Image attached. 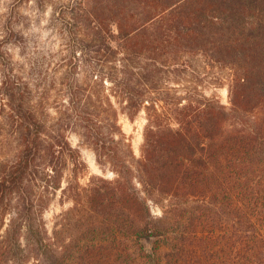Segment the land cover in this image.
<instances>
[{"label": "trees", "instance_id": "trees-1", "mask_svg": "<svg viewBox=\"0 0 264 264\" xmlns=\"http://www.w3.org/2000/svg\"><path fill=\"white\" fill-rule=\"evenodd\" d=\"M72 12L88 38L74 52L94 59L90 89L76 84L47 124L46 90L0 81L11 145L0 155V264H264V0H78ZM184 59L223 71L226 104L163 89L161 73ZM140 112L135 158L119 121ZM72 132L115 171L92 176L67 211L90 233L75 252L70 228L47 236L42 218L65 170L84 165Z\"/></svg>", "mask_w": 264, "mask_h": 264}, {"label": "rangeland", "instance_id": "rangeland-1", "mask_svg": "<svg viewBox=\"0 0 264 264\" xmlns=\"http://www.w3.org/2000/svg\"><path fill=\"white\" fill-rule=\"evenodd\" d=\"M77 1L0 0V81L3 77L12 79L14 76L23 83L27 82L28 88L34 90L38 86L39 90H46L43 108L49 119L47 124L54 116L55 107L67 104V96L76 89V84L81 89H90L86 79L94 59L88 53L82 55L78 50L74 52L77 43H86L88 40L84 27L73 19L72 11L77 6ZM186 60L176 65L175 70L171 68L161 73L163 89L177 96H183L187 91L204 97L213 96L226 104V87L220 85L219 79L223 71L212 67L203 68L200 59H191L189 62ZM119 123L127 139L125 142L131 144L133 154L138 158L145 124L144 112H140L132 121L121 117ZM68 140L73 148L78 149L84 165H78L76 177L71 174L69 167L65 170L61 187L50 197L42 218L47 236L51 234L55 223L58 227L70 228L73 244L67 250L75 252L81 248L83 239L89 238L87 234L90 233L83 235L80 231L86 217L77 211H67L73 206V201L79 202L82 199L83 189L92 176L111 181L115 178V171L108 164L100 165L93 150L76 133H70ZM10 152L11 145L7 143L3 147L1 141L0 155L9 156ZM132 184L136 190L141 189L137 177L132 178ZM147 204L153 217L161 215L158 205L149 199ZM65 234H68L67 231L60 235L61 243ZM69 239L65 237L63 244L67 245ZM30 263L31 261L28 264Z\"/></svg>", "mask_w": 264, "mask_h": 264}]
</instances>
